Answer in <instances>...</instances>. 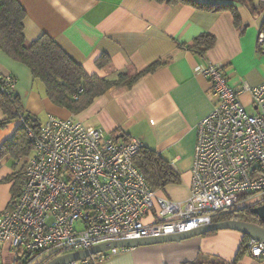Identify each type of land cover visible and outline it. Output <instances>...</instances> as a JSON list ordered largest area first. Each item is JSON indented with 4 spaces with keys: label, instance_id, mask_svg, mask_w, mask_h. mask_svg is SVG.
Wrapping results in <instances>:
<instances>
[{
    "label": "crops",
    "instance_id": "crops-1",
    "mask_svg": "<svg viewBox=\"0 0 264 264\" xmlns=\"http://www.w3.org/2000/svg\"><path fill=\"white\" fill-rule=\"evenodd\" d=\"M18 1L26 11L27 44L47 35L89 75L116 80L165 61L130 88L112 87L72 114L46 96L43 84L34 80L26 65L0 50V72L16 77V96L38 124L50 116L75 119L117 140L139 139L180 177L160 196L188 199L198 124L216 103L212 83L201 69L208 62L219 65L237 90L264 82V55L258 48L264 32V2L253 0V9L235 4L240 18L236 24L227 10L154 0ZM204 35H212L215 44L201 54L191 47ZM240 99L246 110L253 106L250 92H243ZM4 119L0 108V122ZM19 127L15 119L0 128V214L19 193L18 179L32 155H19L14 144ZM242 238L239 232L219 230L180 242L118 250L99 264H231ZM244 257L238 264H264ZM11 262L10 246L0 243V264Z\"/></svg>",
    "mask_w": 264,
    "mask_h": 264
},
{
    "label": "built area",
    "instance_id": "built-area-1",
    "mask_svg": "<svg viewBox=\"0 0 264 264\" xmlns=\"http://www.w3.org/2000/svg\"><path fill=\"white\" fill-rule=\"evenodd\" d=\"M258 48L264 55V32ZM201 72L212 83L216 103L198 124L190 196L184 201L160 196L148 185L134 164L141 140H117L54 116L34 131L19 116L34 150L19 196L0 214V243L10 246V264L26 256L31 264H45L108 241L191 232L213 223L216 214L264 204V82L237 90L219 65L208 62ZM16 85V77L0 72V94L11 102ZM245 91L254 114L241 102ZM248 250L253 259L264 260V242L250 238ZM117 251L79 263L99 264Z\"/></svg>",
    "mask_w": 264,
    "mask_h": 264
},
{
    "label": "trees",
    "instance_id": "trees-1",
    "mask_svg": "<svg viewBox=\"0 0 264 264\" xmlns=\"http://www.w3.org/2000/svg\"><path fill=\"white\" fill-rule=\"evenodd\" d=\"M159 3H168L171 5L191 4L198 8L230 11L239 23V15L235 4L249 6L253 9V0H154ZM261 4L262 2L259 1ZM26 11L18 0H0V50L6 53L13 60L26 65L32 72L35 81L43 84L46 96L56 105L69 110L72 114H78L84 110L91 101L104 94L112 87H131L143 76L154 73L165 64L164 60H159L148 66L143 71L134 76L119 75L116 80H107L99 78L96 75H89L83 66L70 58L56 43L47 35L41 36L34 42L27 44L24 34V20ZM215 44V38L212 35L200 37L193 49L201 54L203 50L209 49ZM80 90H83L80 93ZM78 99H75V96ZM0 108L4 112L6 119L0 122V128L6 126L11 121L19 119L21 114L26 117V124L34 131H38L40 124L30 115L26 114L23 107L15 96L11 102L5 95L0 94ZM26 125L20 123L16 140L14 144L19 148L21 157H29L34 150L31 143ZM115 139L116 137L113 136ZM127 138L125 140H128ZM134 164L143 174L148 185L158 195L164 191L168 185L178 184L180 177L172 166L161 158L155 151L142 147L137 154ZM23 186V174L18 179L19 193ZM15 189V186L13 187ZM17 190V189H16ZM15 190V191H16ZM239 220L256 223L264 226L259 218L252 213V208H233L227 213L216 214L212 218L213 223ZM250 237L243 236L240 249L231 264H238L242 257L249 255L248 242ZM250 256V255H249ZM31 256L20 259L15 264H31ZM264 263V260H257ZM37 263V264H43ZM187 264H199L187 263Z\"/></svg>",
    "mask_w": 264,
    "mask_h": 264
},
{
    "label": "water",
    "instance_id": "water-1",
    "mask_svg": "<svg viewBox=\"0 0 264 264\" xmlns=\"http://www.w3.org/2000/svg\"><path fill=\"white\" fill-rule=\"evenodd\" d=\"M252 213L255 214L262 223H264V204L252 208ZM219 230L236 231L241 233L243 236H248L251 239H256L258 241L264 242V226L246 221L227 220L217 223H211L210 225H204L191 232H186L182 234L163 235L159 237H148L141 239L108 241L93 246L89 250H80L57 256L49 260L45 264H75L84 259H88L91 256H96L101 253L109 252L111 250H123L142 246L180 242L188 240L192 237L201 236L209 232H215Z\"/></svg>",
    "mask_w": 264,
    "mask_h": 264
},
{
    "label": "rangeland",
    "instance_id": "rangeland-1",
    "mask_svg": "<svg viewBox=\"0 0 264 264\" xmlns=\"http://www.w3.org/2000/svg\"><path fill=\"white\" fill-rule=\"evenodd\" d=\"M247 112L249 113V114H254L255 113V110H254V108H253V106L252 105H250V106H248L247 107ZM249 258L250 256L248 255V254H246V256L244 257V258ZM251 258V257H250Z\"/></svg>",
    "mask_w": 264,
    "mask_h": 264
}]
</instances>
